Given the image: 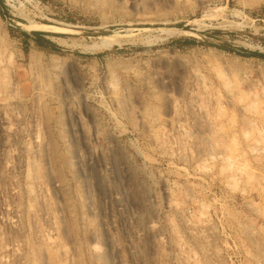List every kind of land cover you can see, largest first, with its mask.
I'll return each instance as SVG.
<instances>
[{
  "label": "rangeland",
  "instance_id": "1",
  "mask_svg": "<svg viewBox=\"0 0 264 264\" xmlns=\"http://www.w3.org/2000/svg\"><path fill=\"white\" fill-rule=\"evenodd\" d=\"M0 264H264V0H0Z\"/></svg>",
  "mask_w": 264,
  "mask_h": 264
},
{
  "label": "trees",
  "instance_id": "2",
  "mask_svg": "<svg viewBox=\"0 0 264 264\" xmlns=\"http://www.w3.org/2000/svg\"><path fill=\"white\" fill-rule=\"evenodd\" d=\"M35 34H40V33L35 32ZM252 54L260 55V54H258V53H252Z\"/></svg>",
  "mask_w": 264,
  "mask_h": 264
}]
</instances>
